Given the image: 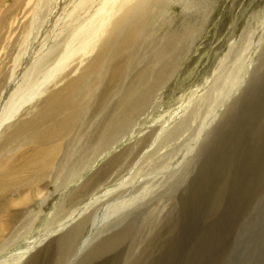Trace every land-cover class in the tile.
Listing matches in <instances>:
<instances>
[{
	"label": "rangeland",
	"instance_id": "rangeland-1",
	"mask_svg": "<svg viewBox=\"0 0 264 264\" xmlns=\"http://www.w3.org/2000/svg\"><path fill=\"white\" fill-rule=\"evenodd\" d=\"M240 1L230 0L225 4L216 24V36L209 33L199 50L203 36L220 11L221 0H166L163 13L153 24L151 31L153 36L158 37L171 29L179 31L187 26H193L196 30L194 37L181 43V50L177 56L180 64H184V67L179 64L177 71L183 70L185 83L181 89L177 88L178 90L175 89L169 95L168 87L158 92L159 97L152 108L149 106L141 114L136 120V126L154 108H166L164 111L175 108L182 87L187 88L193 82L202 81L201 76L208 70L212 61L220 55H226L228 51L231 58L226 64L229 67L231 65V73L225 72L222 80H227L226 75L235 74L236 67L242 62L240 58L243 57L244 62H252L247 67L246 82L218 110L223 94L220 95V91L217 90L205 94L206 92L202 90L197 96L203 93L206 96L195 101L199 103L196 116L189 119L187 126L179 134L168 139L166 143L159 144L158 141L152 144L154 129L159 128L164 121V118L158 119L139 137L109 154L88 174L85 179L91 188L84 193L79 192V195H65L61 199L64 200L66 209H71L78 202L85 200L97 185L101 184L97 188V191L101 192L107 186L121 181L131 166H137L124 184L117 186L106 197L98 199L80 216L82 218L90 216L87 227L89 230L95 216L111 209L107 207L117 200L125 196L131 197L145 186L149 188L154 185L157 189V186L159 187L166 179L165 188L160 191L163 198L144 203L141 211L134 212L129 225L132 228L129 240L100 256L90 255L83 258L84 253L90 248L89 245L82 256L71 264H123L129 257L134 264H264V0H244L245 3H249L248 9L236 27L230 49L231 45L225 46L224 34L229 24L230 13L238 7ZM15 2L16 0H0V6L3 7L1 10L9 8L5 12L6 21L22 14L12 7ZM18 2L20 3V0ZM2 30L3 37L6 33V23L3 24ZM0 42L1 91L12 65V60L11 58L8 60V57L15 50L10 47L7 54L4 41ZM251 55V60H248ZM223 60L225 59L223 58L222 62ZM39 76L42 75L27 76L29 79L27 83L33 84L34 80L41 78ZM174 76L173 74L172 78ZM218 76L219 73L214 72L206 88L215 84ZM28 79L23 77L22 80L24 82ZM28 88H25L26 91ZM21 91L22 94L26 93L24 90ZM101 91L103 97L92 107L93 111H98L106 103L105 95L108 88L103 86ZM165 91L166 101L164 98L161 100ZM20 92L18 94L21 95ZM16 94L12 98L18 97ZM42 98L35 100L34 105ZM8 108L5 103L4 109ZM41 115H37V118ZM97 115L98 112L89 118L95 121ZM213 115L214 120L203 130L195 149L190 151L191 143L201 126ZM29 118L25 112L21 113L10 122V125L20 127ZM105 120L106 118L96 123L104 128ZM45 125L47 126V124L43 126ZM19 129L20 132L28 131V134L20 137L17 133L15 137H8L4 132L3 143L0 144V162L5 159L10 164V174L1 178L4 193H0V216L5 213L7 201H10V223L11 226L15 224L14 232L10 231V250L15 249L17 246L15 244L23 245L24 242L33 240L38 245L36 250L28 255L29 257L35 255L34 260L27 261L28 256H25L18 264H67L72 253L64 256L63 260L59 258V242L56 239L71 230L82 218L73 220L74 222L45 239L47 235L44 234L52 227L50 218L53 214L51 216L48 214L50 217L48 216L49 218L47 217L39 228L36 227L40 224L42 214L49 213L55 199L66 187V184L60 186L59 183H53L51 176L55 177L56 169L66 162L68 166L64 172L72 173L75 165L69 159V155L73 153L75 157L76 151L92 147L95 142L86 132L84 133L90 140L84 137L78 141V132L74 131L63 141L39 144L31 141L36 129L27 128V125ZM141 154L146 158H141ZM44 186L46 187L44 196L46 195L47 200H43V191L42 195L35 197ZM155 191L154 188L151 196ZM28 195H31L32 199L30 197L26 200V197H23ZM22 197L23 200H20ZM15 211L19 215L12 219ZM40 212L41 214H38ZM20 215L23 217L30 215V219L35 220L32 221L35 225L28 228L30 230L27 234L25 225L22 227L23 224H20L22 222L19 219ZM102 223L97 228L104 232L93 240L91 246L100 240V236L112 232L109 230L113 226L112 218ZM17 236H20L18 240L21 242H18ZM139 236L142 241L134 240L136 242L132 245L131 239ZM13 240L17 242L13 243ZM5 263L7 262L0 264Z\"/></svg>",
	"mask_w": 264,
	"mask_h": 264
},
{
	"label": "bare ground",
	"instance_id": "bare-ground-1",
	"mask_svg": "<svg viewBox=\"0 0 264 264\" xmlns=\"http://www.w3.org/2000/svg\"><path fill=\"white\" fill-rule=\"evenodd\" d=\"M18 1L16 0L12 7L22 14L18 17L13 14L10 21L5 20L7 18L5 12L9 8L1 10L3 7L0 6V40L4 41L7 54L10 47L15 50L11 56H6L8 60L11 58L12 65L11 69L9 68L5 85L0 91V144L3 143L2 134L4 132L8 137H15L17 133L20 137L28 134V131L20 132L19 129L26 125L27 128L36 129L31 141L39 144L63 141L74 131L78 132V141L84 137L89 139L84 133L86 132L95 142L92 147H84L82 151H76L75 157L73 153L69 155V159L75 165L72 173L64 172L68 166L66 162L56 169L55 177L51 176L53 183H59L60 186L66 184V187L55 199L49 213H43V219L40 216V224L36 229L43 224L48 214L50 216L53 214L50 218L52 227L44 234V236L47 235L44 239L74 222L73 220L87 212L98 199L106 197L113 189L124 184L129 179L128 177L132 176L131 172H134L135 165L131 166L121 181L107 186L101 192L97 191L101 184H96V187L94 185L95 189L85 200L78 202L71 209H66L64 200L61 199L65 195H79V192L84 193L85 190L91 188L92 186L88 187L89 182L85 178L109 154L139 137L160 118H164V121L161 122L159 128L154 129L152 144L158 141L159 144L166 143L168 139L179 134L187 126L191 117L196 116L195 112L199 103L195 101L206 96L203 95L204 93L197 96L202 90L206 92L205 94L216 90L220 91V95L223 94L222 102L217 110L220 109L246 82L247 67L252 63L244 62L241 57L242 62L236 67L237 73L226 75L227 80H222L225 72L231 73V65L229 67L226 64L231 54L228 51L226 55L218 56L212 61L208 70L203 72L202 81L193 82L187 88L182 87L175 108L168 111H164L166 108L161 106V108H154L136 126V120L141 114L149 106L150 109L152 108L159 97L158 92L168 87L167 95H169L184 85L183 70L177 71L180 64L177 56L181 50V43L194 37L196 30L193 26L183 27L179 31L171 29L154 37L151 33L152 27L160 18L159 15L163 13L166 0H20V3ZM228 1L230 0H221L220 11L203 36L199 50L209 33L216 36L217 21ZM248 5L249 3L241 0L238 7L230 13L229 24L224 34L226 36L225 46L232 44L236 27L247 12ZM4 23H6V33L2 37ZM223 58L225 60L222 62ZM251 58L252 55L248 60ZM180 66L184 67V64ZM214 72L219 73V76L215 84L206 88ZM173 74L174 78H172ZM30 75L31 77L42 76H39L41 77L39 79L35 77L37 81L34 80L35 82L31 84L32 82L27 83L29 82L27 76ZM23 77H26L28 81L23 82ZM103 86L108 88L105 95L106 103L98 111H93L92 107L103 97L101 91ZM26 87H29L28 91ZM21 90L26 93L22 94ZM16 93L18 97L12 98ZM40 97L43 98L34 105L33 102ZM165 98L167 99L166 91L161 100ZM5 103L8 109H4ZM24 112L30 116L28 120L20 127L15 124L10 125L16 116ZM97 112L95 121L89 118ZM183 113L186 114L181 116ZM39 114L42 115L37 118ZM104 118H106L105 126L102 128L96 122ZM214 118L215 115L205 119L202 128L200 127L201 129L191 143L190 151L195 149L203 130ZM44 124L47 126H43ZM143 154L140 157L146 158V154ZM0 171V193H4L1 178L10 174V164L5 159L0 162ZM165 185L166 179L159 187L157 186V189L154 185L149 188L145 186L136 194L133 193L131 197H122L107 207L111 209L100 215L97 214L89 230L87 227L90 223V216L80 217L82 219L74 227L72 226L71 230L56 239L59 242V258L63 260L64 256L72 253L67 262L71 264L86 251L89 245L90 248L84 256L81 255L83 258L90 255L97 257L109 249L121 246L132 235V228L129 225L134 212L140 210L144 203L162 199L160 191L163 187L165 188ZM45 188L44 186L39 194L36 193L35 197L42 195V191L44 196ZM154 188L156 191L151 196ZM23 197L29 200L31 195ZM23 197L20 200H23ZM45 199L46 195L43 200ZM7 203L5 213L0 216V263L18 264L25 256H28L27 261L31 262L35 255L29 257L28 254L38 245L33 240H28L23 245L15 244L17 245L15 249L10 250V231L14 232L15 224L11 226L10 201ZM18 215L16 211L13 212L12 219ZM20 216L19 219L22 220L20 224H23L22 227L25 225L27 230L25 234H27L30 230L28 228L35 225L32 222L35 220H31L30 215ZM110 218H112L113 226L109 230L112 232L100 236V240L91 246L93 240L104 232H101L97 226ZM85 232L86 234L83 235ZM17 240H13V243ZM131 240V244L134 245L136 242L134 240L139 242L142 238L139 236ZM18 242L21 241L18 240ZM127 263L134 264L130 257L123 264Z\"/></svg>",
	"mask_w": 264,
	"mask_h": 264
}]
</instances>
